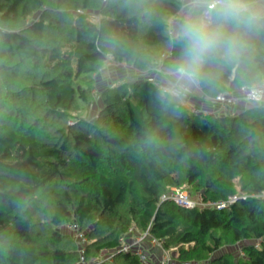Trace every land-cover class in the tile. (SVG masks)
I'll return each mask as SVG.
<instances>
[{"label": "trees", "instance_id": "obj_1", "mask_svg": "<svg viewBox=\"0 0 264 264\" xmlns=\"http://www.w3.org/2000/svg\"><path fill=\"white\" fill-rule=\"evenodd\" d=\"M180 6L154 0L148 18L124 0H0V264L78 262L59 232L71 223L86 232V261L135 227L177 249L178 264H264V106L204 116L189 96L179 114L165 111L149 77L106 66L108 56L139 72L170 60L164 20ZM255 62L264 68L262 42ZM238 89L225 76L201 104ZM183 186L207 202L239 199L226 210L162 200ZM239 244L238 257L212 259ZM111 264L143 263L118 253Z\"/></svg>", "mask_w": 264, "mask_h": 264}, {"label": "clouds", "instance_id": "obj_2", "mask_svg": "<svg viewBox=\"0 0 264 264\" xmlns=\"http://www.w3.org/2000/svg\"><path fill=\"white\" fill-rule=\"evenodd\" d=\"M153 2L124 0V6L150 18ZM180 5L164 20L166 47L175 54L151 66L161 107L179 114L192 93L218 88L225 76L249 98L264 100V68L255 62L257 42L264 43V0H180ZM107 43L113 46L115 38ZM143 142L158 146L159 138L145 133Z\"/></svg>", "mask_w": 264, "mask_h": 264}, {"label": "built area", "instance_id": "obj_3", "mask_svg": "<svg viewBox=\"0 0 264 264\" xmlns=\"http://www.w3.org/2000/svg\"><path fill=\"white\" fill-rule=\"evenodd\" d=\"M91 20L95 23H99L100 19L98 15H93ZM171 52L165 53L164 57H171ZM120 66L125 69L131 68L126 63L116 64L114 63V58L112 56H108V61L106 63L107 67L111 66ZM152 82L157 84L156 80L150 78ZM202 91V90H199ZM244 94V98L246 103L249 106L253 107H261L264 106V100L257 102L254 99H251ZM231 97V93L220 94L215 99L212 100V105L210 110H200L196 107H191L190 112L192 114H203L204 116H208L212 114V111L218 115H225L227 113V105L228 101ZM259 198L264 199V195L259 196ZM239 199V196L230 197L226 201H204L201 195H197L193 197L189 192L175 188L172 189L168 194H166L162 200L169 201L176 205L179 208L185 210H194V209H215V210H226L232 204H234ZM62 229L68 230L67 233L71 235L74 239L78 253L80 256V260L73 264H99V263H108L111 264L118 253L122 254H132L137 256L143 264H172V258L170 257L171 251L175 252L177 249H171V251H166L163 249L162 245L150 235V228H148L145 232L138 231L135 227H131L128 229L127 233L122 238V243L119 249L117 250H106L101 255L92 261H86L84 258V254L88 247L89 241L86 236V232L80 230L79 226L76 223H71L64 225ZM153 250L158 251L156 255L153 254ZM178 254V253H177ZM207 264V263H202Z\"/></svg>", "mask_w": 264, "mask_h": 264}, {"label": "rangeland", "instance_id": "obj_4", "mask_svg": "<svg viewBox=\"0 0 264 264\" xmlns=\"http://www.w3.org/2000/svg\"><path fill=\"white\" fill-rule=\"evenodd\" d=\"M165 53H167V52H165ZM120 71H121V73H119V74H121V75L119 77H121L123 79L131 78L134 74L135 75H139L141 77L152 78L151 71L139 72V71H137V70H135L133 68H129L128 70H126L124 68L123 70H120ZM106 79H109V75L106 77ZM116 79H117L116 75H112V77H111V79H109V81L112 84V83L117 81ZM102 87H104V86H102ZM229 93H231V97H230V99L228 101L227 107H229L233 111L234 114H240V113H243L245 110H247L246 107H248L249 105H248V103H246L245 98H244V94H243V92L240 89H238L236 91H230ZM204 99H205V97H204L202 91H199V90L195 91L194 93H192L190 95L191 102L194 103V104H197V106L199 107L200 110H205L206 109V106L204 104H201L202 103L201 101H205ZM96 104H97V106L93 107L92 113L90 114V119L92 121H95V119L98 116V110L97 109L99 107L100 102L98 101ZM72 122H70V123H72ZM175 188H180V189H183V190H185V191L190 193V191L188 190V187H186V186L174 187V188H171L170 191L172 189H175ZM193 197H195V196H193ZM67 231L68 230H66V229H62V228L60 229L59 228V232L61 234L69 236V238L75 243L74 239L71 237V235L69 233H67ZM240 250H241V244H239L237 246H234V247L226 248L223 251H220V252L216 253L213 256L212 259L221 258L224 254H227V253L233 254L234 256L238 257ZM155 252H156V250H155ZM177 253H178L177 251H175V252L171 251L170 257L172 258V261H173L172 264H178V262H177L178 254Z\"/></svg>", "mask_w": 264, "mask_h": 264}, {"label": "crops", "instance_id": "obj_5", "mask_svg": "<svg viewBox=\"0 0 264 264\" xmlns=\"http://www.w3.org/2000/svg\"><path fill=\"white\" fill-rule=\"evenodd\" d=\"M252 107H253V106H248V107H246V108L248 109V108H252Z\"/></svg>", "mask_w": 264, "mask_h": 264}]
</instances>
